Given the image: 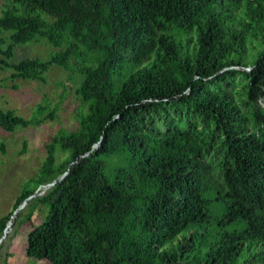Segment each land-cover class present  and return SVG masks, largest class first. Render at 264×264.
<instances>
[{
    "label": "trees",
    "instance_id": "trees-1",
    "mask_svg": "<svg viewBox=\"0 0 264 264\" xmlns=\"http://www.w3.org/2000/svg\"><path fill=\"white\" fill-rule=\"evenodd\" d=\"M3 33L7 59L38 37L60 48L5 61L12 77L73 65L87 107L60 135L71 165L42 199L49 220L29 235L33 255L264 262V0H4ZM40 121L0 108L5 130Z\"/></svg>",
    "mask_w": 264,
    "mask_h": 264
},
{
    "label": "rangeland",
    "instance_id": "rangeland-1",
    "mask_svg": "<svg viewBox=\"0 0 264 264\" xmlns=\"http://www.w3.org/2000/svg\"><path fill=\"white\" fill-rule=\"evenodd\" d=\"M3 5L4 0H0V14ZM6 35L8 33L0 34ZM7 44L8 41L3 46ZM59 50L45 38L38 37L16 45L11 59L0 54V108L26 119L41 120L14 130L0 127V264H63L60 255L55 258L33 255L29 235L49 220V207L42 199L61 181L71 165L70 150L59 138L78 128L81 111L87 113L77 91L81 75L73 65L64 67L52 63L44 72L43 80L12 77L14 69L5 63H16L27 57L49 60ZM232 78L236 83L242 80L239 75ZM50 112L53 118L48 116ZM50 154L54 158L53 167L50 173H44ZM26 186L33 192L18 204ZM251 257L246 255L248 263L260 264Z\"/></svg>",
    "mask_w": 264,
    "mask_h": 264
},
{
    "label": "bare ground",
    "instance_id": "bare-ground-1",
    "mask_svg": "<svg viewBox=\"0 0 264 264\" xmlns=\"http://www.w3.org/2000/svg\"><path fill=\"white\" fill-rule=\"evenodd\" d=\"M10 224H11V223H10ZM10 224H9V225H10ZM8 227H9V226H8ZM6 230L8 231V228H7ZM7 231H6V232H7ZM1 241H2V239L0 240V242H1Z\"/></svg>",
    "mask_w": 264,
    "mask_h": 264
},
{
    "label": "built area",
    "instance_id": "built-area-1",
    "mask_svg": "<svg viewBox=\"0 0 264 264\" xmlns=\"http://www.w3.org/2000/svg\"><path fill=\"white\" fill-rule=\"evenodd\" d=\"M252 68L248 69V70H251Z\"/></svg>",
    "mask_w": 264,
    "mask_h": 264
},
{
    "label": "water",
    "instance_id": "water-1",
    "mask_svg": "<svg viewBox=\"0 0 264 264\" xmlns=\"http://www.w3.org/2000/svg\"><path fill=\"white\" fill-rule=\"evenodd\" d=\"M67 174V173H66Z\"/></svg>",
    "mask_w": 264,
    "mask_h": 264
}]
</instances>
